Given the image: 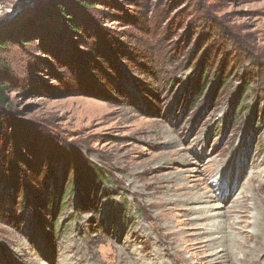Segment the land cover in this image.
<instances>
[{"label":"rangeland","instance_id":"rangeland-1","mask_svg":"<svg viewBox=\"0 0 264 264\" xmlns=\"http://www.w3.org/2000/svg\"><path fill=\"white\" fill-rule=\"evenodd\" d=\"M49 2L0 0V264H264V0Z\"/></svg>","mask_w":264,"mask_h":264},{"label":"trees","instance_id":"trees-1","mask_svg":"<svg viewBox=\"0 0 264 264\" xmlns=\"http://www.w3.org/2000/svg\"><path fill=\"white\" fill-rule=\"evenodd\" d=\"M83 2H84V0H79V3L82 4L83 7L93 8L91 6H86V4L83 3ZM49 3H50L49 5L55 7V9H57V10L59 9V11L63 10V6L61 4H59L58 2H56V0H50ZM42 12L45 15H47V16H49L50 14L52 15L54 13V11L52 9H50V7L47 6V5L46 6L43 5V6L40 7V9L37 12V17L40 18L42 16ZM67 15H68V11H65L64 12V15H61V18L65 19V20H67L69 22H72L71 19H70V17H68ZM25 26L26 25L24 24L21 27H18L19 28V31L22 32V33H24V34L26 33L25 32ZM72 27L77 28V25H75L74 23H72L69 26V28L72 29ZM10 39H11V33L6 32L5 35L4 34H0V49H2L3 48L2 46L3 45H6ZM209 62H211V60H206L205 58H203V55L200 56L199 60L197 61V67H198V69L203 70L206 66H210V63ZM201 77H202V72H201ZM199 85H201V83H199ZM5 89H6L5 86H1L0 85V105H3L4 103H6L8 101V98L6 97V95L4 93V90ZM40 174H41L40 176L42 178L43 173H40ZM51 177H52V175L49 174V173H47V175L44 176L45 179L41 182V184L43 186H45L47 188V190H48L49 185H50ZM103 180H104V176H103V173L101 171L93 170L91 172L90 183H91V185L93 187H98L97 186L98 184H103V182H104ZM67 182L69 183V185L67 187H64V191H63L64 192L63 194H65V195H69V193L71 192L70 191V186L72 188V185L75 184V180H72L71 178H69ZM22 184L23 183H21L20 187L23 186ZM20 189H22V188H20ZM51 194L52 193L50 192L49 193L50 198L48 199V201H49L48 202V205L52 201ZM20 203H21V201H20Z\"/></svg>","mask_w":264,"mask_h":264},{"label":"bare ground","instance_id":"bare-ground-1","mask_svg":"<svg viewBox=\"0 0 264 264\" xmlns=\"http://www.w3.org/2000/svg\"><path fill=\"white\" fill-rule=\"evenodd\" d=\"M215 221V220H214ZM212 227V226H211ZM211 227H209L208 228V230H210V228ZM254 228H262V230L260 231V232H258L257 233V237H258V241L260 240H264V218H262V219H256V220H254ZM149 235V234H148ZM220 237V236H219ZM147 238V237H146ZM154 238H156L157 239V236L156 237H154ZM153 238V239H154ZM223 239H225V238H223ZM147 240V239H146ZM196 240H198V238H196ZM214 240V239H213ZM235 240V239H234ZM148 241V240H147ZM159 241V239L157 240V242ZM200 241V240H199ZM221 241V240H220ZM152 242V241H151ZM229 242H230V245H229V247L230 248H232V246H233V244H234V241H233V239L231 238V239H229ZM238 242V241H237ZM236 241H235V243H237ZM153 243V242H152ZM218 243V242H217ZM239 243V242H238ZM141 247V246H140ZM226 249V248H225ZM228 249V248H227ZM143 251V250H142ZM220 251H224V248H222ZM217 252H215V253H213V256H215V258L214 259H217L219 256H217ZM147 255V254H146ZM158 255V254H157ZM148 256H150L149 255V253H148ZM160 256H161V254H160ZM163 257V256H162ZM244 257V256H243ZM149 258V257H148ZM233 258V257H232ZM240 258V257H239ZM244 258H246V256L244 257ZM231 260V259H230ZM240 260V259H239ZM245 260H247V263L246 264H251L252 262H250L251 260H248V259H245ZM233 261V260H232ZM162 263H163V261H161ZM156 264V263H158L155 259H152L151 261H150V264ZM161 263V264H162ZM159 264V263H158ZM233 264V263H232Z\"/></svg>","mask_w":264,"mask_h":264}]
</instances>
